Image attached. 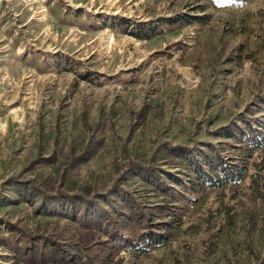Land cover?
Instances as JSON below:
<instances>
[{
	"label": "rangeland",
	"instance_id": "1",
	"mask_svg": "<svg viewBox=\"0 0 264 264\" xmlns=\"http://www.w3.org/2000/svg\"><path fill=\"white\" fill-rule=\"evenodd\" d=\"M260 140L264 0H0V264H24L5 222L73 239L83 203L126 202L168 237L92 246L106 264H261ZM215 157L242 176L200 187L189 165Z\"/></svg>",
	"mask_w": 264,
	"mask_h": 264
},
{
	"label": "trees",
	"instance_id": "2",
	"mask_svg": "<svg viewBox=\"0 0 264 264\" xmlns=\"http://www.w3.org/2000/svg\"><path fill=\"white\" fill-rule=\"evenodd\" d=\"M139 110L137 115L142 113ZM260 140L256 146L263 143ZM56 141L53 145L55 146ZM49 156L41 158L50 161L55 156V148ZM96 152V143L88 139L76 154H71L66 166L72 167L91 157ZM204 170L195 163L189 165L199 186L213 187L218 184L237 182L243 173V167L230 164L219 157L205 160ZM259 168H264V157L261 159ZM169 181L176 185L181 183L173 177ZM154 190L162 196L171 197L173 189L166 186L161 180H154ZM84 189V188H83ZM190 192L197 189L190 187ZM183 199H189L181 196ZM172 205V204H171ZM176 205V204H175ZM172 205L171 207H176ZM123 207L126 210H115L114 216H107L92 209L88 204L83 203L77 220V230L73 239H59L53 235H42L36 232H23L13 224L5 222V227L10 232L18 233L11 246L14 257L24 264H106L108 256L94 254L92 246H107L110 250L121 249L131 250L135 254H143L153 246H159L167 240L168 234L161 232L160 227L166 224L157 225L156 228L150 220H144L141 212H134L126 202ZM20 238H24L19 244ZM108 243H112L108 246ZM264 264V255L259 259Z\"/></svg>",
	"mask_w": 264,
	"mask_h": 264
}]
</instances>
